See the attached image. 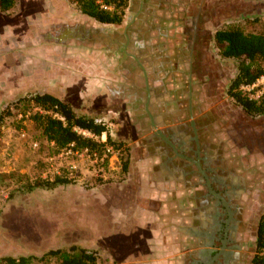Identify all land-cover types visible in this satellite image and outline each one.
I'll use <instances>...</instances> for the list:
<instances>
[{
	"label": "rangeland",
	"instance_id": "374dc122",
	"mask_svg": "<svg viewBox=\"0 0 264 264\" xmlns=\"http://www.w3.org/2000/svg\"><path fill=\"white\" fill-rule=\"evenodd\" d=\"M209 1V6L203 7L210 13L211 34L213 29L231 24L238 25L245 33H264V0ZM78 14L66 0H17L7 13L0 11V264L3 257L17 255H34L40 259L34 264H57L40 257L49 249L68 245L89 247L99 255L97 264H113L105 251L113 249L109 234L113 236L117 227L112 223H96L97 207L90 203H95L100 196L99 192L96 195L93 192L98 184H111L123 177L119 152L111 148L108 162L99 166L97 159L82 151L79 154L66 153L65 148L55 151L53 143L41 135L28 117L36 109L21 107L24 110L18 111L14 104L21 97L38 91L44 93L43 88L53 75L63 91V80L70 75L72 82L67 86V97L73 107L79 111L90 110L97 119L105 118L111 136L122 135V148L126 147L123 154L129 155L134 150L135 161L143 156L137 148L128 146L126 138L130 141L133 136L124 131L122 122L115 117L102 116L104 109L98 105V100L87 103L89 98L93 99V93L88 91L92 77L89 66L83 68L81 62L83 77H78V82V58L73 56L69 60L72 70L67 72L63 68V53L57 51V57H61L59 67L48 73L50 63L45 49L53 39L56 45H62L71 36L73 44L90 45L105 36V30L95 27L86 18L80 19ZM202 34L196 54L199 62L195 67V91L201 93V99L196 101L195 107L211 110L199 117L203 127L198 141L203 146L209 144L215 174L230 183L236 192L231 205L239 220L237 264H250L256 223L264 211V114L250 116L228 96L227 89L239 59L223 57L215 42L207 49L203 39L207 41L208 34ZM37 41L38 61L32 54V46ZM84 57L86 63L88 59ZM164 89H168L167 86L153 83L155 93ZM163 102L155 101L153 108L162 109ZM141 107L143 109V105ZM186 131L190 134L188 127ZM96 140L101 141V135L96 136ZM146 149L149 156H154V147ZM138 167L134 169L139 171ZM35 176L67 177L71 182L52 189L38 187L27 191L24 180ZM103 190L109 204L101 217L110 219L111 204L122 201H117L110 192L112 189L103 187ZM83 220L89 223H82Z\"/></svg>",
	"mask_w": 264,
	"mask_h": 264
},
{
	"label": "crops",
	"instance_id": "0c3cea01",
	"mask_svg": "<svg viewBox=\"0 0 264 264\" xmlns=\"http://www.w3.org/2000/svg\"><path fill=\"white\" fill-rule=\"evenodd\" d=\"M209 4V0H128L120 24H100L78 14L80 19L86 18L106 31L94 44H73L70 36L62 45H56L53 39L45 49L50 63L48 73L59 67L61 57H57V51L63 53V68L67 72L72 70L69 60L73 56L78 58V82L83 77L81 70L89 66L92 77L88 91L93 93V99L89 98L87 103L98 100V105L104 109L100 114L122 122L124 131L133 136L130 141L126 138L130 149L135 147L143 153L135 161L133 150L129 154L128 171L122 173L121 180L98 184L93 191L95 195L100 193L95 203H90L97 207L96 223H112L117 227L113 236L109 234L113 249L105 251L113 264H193L201 248L196 233L207 223L210 209L207 187L200 176V172L204 174L201 165L206 172L214 171V160L209 144L203 146L198 141L203 127L199 117L210 113L211 109L195 107L196 101L201 99V93L195 91V67L199 62L196 54L202 33L208 34L207 41L203 39L207 49L215 42L216 30L211 34L210 13L203 7ZM38 42L31 45L37 61ZM84 55L88 59L86 63ZM71 82V76L67 75L61 91V84H57L53 75L43 92L72 104L81 114L94 117L90 110L79 111L73 107L67 97V86ZM153 83L168 89L155 93ZM80 94L83 95L82 90ZM154 100L164 101V107L154 109ZM99 119L104 122L105 118ZM156 133L160 134V139L154 137ZM112 136L123 140L120 134ZM176 139L183 142L181 152H187L192 146L198 149L204 162L196 159L195 165H187L182 153L176 154L168 146H173L171 140ZM150 146L155 149L154 156L147 153L146 148ZM133 163L139 166V171L134 169ZM103 187L112 189L110 192L117 201H122L111 204L110 219L101 217L109 204Z\"/></svg>",
	"mask_w": 264,
	"mask_h": 264
},
{
	"label": "trees",
	"instance_id": "16d2710c",
	"mask_svg": "<svg viewBox=\"0 0 264 264\" xmlns=\"http://www.w3.org/2000/svg\"><path fill=\"white\" fill-rule=\"evenodd\" d=\"M79 14L89 17L100 24H120L125 17L128 0H66ZM17 3V0H0V11L7 13ZM214 41L221 49V55L228 59H239L235 75L230 80L227 94L234 103L248 115L264 114V94L259 99H251L242 90L243 85L253 83L264 74V33H245L238 25L231 24L214 33ZM18 111L35 108L28 117L40 130L46 140L53 143V149L73 146L77 149H87L95 154L97 164L101 166L108 162L110 146L118 151L123 173L128 171L129 155L123 154V143L112 139L106 123L94 117L75 111L72 106L50 93H35L19 98L14 102ZM24 107V109L22 108ZM2 116H0V123ZM75 127L89 131L94 136L106 133V141L101 142L93 137H87L75 130ZM25 189H52L58 184L70 183L69 178L55 176L52 179L35 176L27 178ZM20 186H23L20 184ZM22 189V188H21ZM41 259L52 260L57 264H97L99 255L95 250L80 245H68L49 249ZM34 255L6 256L1 259L3 264H34ZM250 264H264V211L258 218L255 228V245Z\"/></svg>",
	"mask_w": 264,
	"mask_h": 264
},
{
	"label": "flooded vegetation",
	"instance_id": "af4514ba",
	"mask_svg": "<svg viewBox=\"0 0 264 264\" xmlns=\"http://www.w3.org/2000/svg\"><path fill=\"white\" fill-rule=\"evenodd\" d=\"M154 137L161 138L158 133ZM171 143L173 146H168L174 150V153L182 151L183 142L181 140H171ZM197 150L190 146L187 152H181L187 165L190 163L195 165L196 159H199L200 163L204 162ZM202 165L204 174L200 172V176L207 187L210 209L207 223L200 227L201 231L198 234L194 232L199 236L198 243L201 248L195 254L196 260L193 264H237L236 252L239 245L236 240L239 238V220L235 218L236 209L231 205L236 192L232 185L216 175L215 171L207 170L206 172Z\"/></svg>",
	"mask_w": 264,
	"mask_h": 264
},
{
	"label": "built area",
	"instance_id": "2783aa9c",
	"mask_svg": "<svg viewBox=\"0 0 264 264\" xmlns=\"http://www.w3.org/2000/svg\"><path fill=\"white\" fill-rule=\"evenodd\" d=\"M241 88L243 91L247 92L249 98L259 99L264 94V74L260 75L253 83L243 85ZM75 130L83 134L84 136L93 137L94 139H96V136L91 134L89 131H86V130H83L77 127H75ZM104 135H105V132L101 134V142H105L106 140L104 138ZM65 150H66V153L74 152L76 154H79V152L82 151V153L86 155L93 156L94 160L96 159L95 154H90L87 149H74V147L71 145L65 148ZM110 150H111V147L108 146L107 151L110 152Z\"/></svg>",
	"mask_w": 264,
	"mask_h": 264
}]
</instances>
